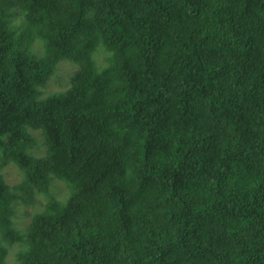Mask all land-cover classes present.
<instances>
[{"label": "trees", "instance_id": "16d2710c", "mask_svg": "<svg viewBox=\"0 0 264 264\" xmlns=\"http://www.w3.org/2000/svg\"><path fill=\"white\" fill-rule=\"evenodd\" d=\"M9 163L73 190L20 264H264V0H0V264L26 239Z\"/></svg>", "mask_w": 264, "mask_h": 264}, {"label": "rangeland", "instance_id": "374dc122", "mask_svg": "<svg viewBox=\"0 0 264 264\" xmlns=\"http://www.w3.org/2000/svg\"><path fill=\"white\" fill-rule=\"evenodd\" d=\"M11 13L12 14H10L9 17L11 22L19 27L20 30L25 29L24 26H26V24L25 21H23L19 6H13L11 8ZM42 44L43 42L39 39L32 43L31 46L33 47H31V49H33V52L36 55L41 56L44 54ZM109 56L110 53L104 48L97 50V52L94 54V60L99 69L105 66ZM79 68V64L75 62H61L46 88L42 90L43 97L62 93L69 89ZM31 133L35 138V144L30 152L37 157L45 156L47 149L46 145L44 144L41 132L31 130ZM3 174L5 176V180L11 186L12 191L17 196L13 202L14 227L19 232H22L26 238L23 243H18L9 248L7 264H20V254L26 252L29 244L31 245V241L29 240V230L33 217L36 214L42 212L47 202H49L51 199H57L61 202L68 201L73 194V190L66 182L54 179L49 188V192L47 194L41 193L35 187L26 185V178L23 172L14 163H9L4 168ZM25 186L27 187L25 188Z\"/></svg>", "mask_w": 264, "mask_h": 264}]
</instances>
